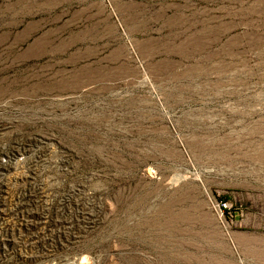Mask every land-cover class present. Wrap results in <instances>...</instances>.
Listing matches in <instances>:
<instances>
[{
    "label": "rangeland",
    "instance_id": "1",
    "mask_svg": "<svg viewBox=\"0 0 264 264\" xmlns=\"http://www.w3.org/2000/svg\"><path fill=\"white\" fill-rule=\"evenodd\" d=\"M0 264H264V0H0Z\"/></svg>",
    "mask_w": 264,
    "mask_h": 264
}]
</instances>
